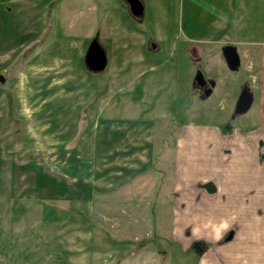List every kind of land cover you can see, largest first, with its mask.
I'll return each instance as SVG.
<instances>
[{
	"label": "rangeland",
	"instance_id": "374dc122",
	"mask_svg": "<svg viewBox=\"0 0 264 264\" xmlns=\"http://www.w3.org/2000/svg\"><path fill=\"white\" fill-rule=\"evenodd\" d=\"M113 1L0 2V264H232L230 189L199 197L226 175L216 157L231 161L232 134L247 127V111L235 113L245 45L237 69L223 46L264 35L254 19L264 8L144 0L133 19ZM94 23L108 28L101 71L85 63ZM130 25L142 61L121 77L115 27ZM196 31L206 39L191 40ZM198 73L214 82L209 94ZM209 219L229 221L222 240Z\"/></svg>",
	"mask_w": 264,
	"mask_h": 264
},
{
	"label": "crops",
	"instance_id": "0c3cea01",
	"mask_svg": "<svg viewBox=\"0 0 264 264\" xmlns=\"http://www.w3.org/2000/svg\"><path fill=\"white\" fill-rule=\"evenodd\" d=\"M230 1L233 2L235 0ZM237 1L242 2V0ZM113 2L118 4V7L121 6L119 0H114ZM142 2L144 9H146L144 0ZM86 3L93 7H96L97 3H102L105 6L109 3V0H86ZM256 3L260 4L259 8H264V0H246L245 6L249 10L254 9ZM127 7L128 13L124 10V14L128 15V18L137 19L138 17L132 15L128 4ZM255 18L264 19V11L259 12L257 16H254ZM104 21L106 22V19ZM104 21L101 25L104 24ZM221 23L223 28H227L226 21L221 20ZM97 25L96 23L93 25V27L95 26L93 33L97 32L95 40L104 48L107 66H109L111 60L104 45V40L107 38L108 33L103 34V31H107L108 28L101 27L97 31ZM223 28H221V31ZM224 32L226 34L227 31ZM241 34L236 33L237 37L232 39L236 41H225V44L235 46L238 52L239 43L245 45L243 56L246 58L249 74L246 85L253 94L252 105L247 111V127L245 130L236 129L232 134L234 143L232 145L231 161L221 160L219 156L216 157L215 165L226 170V175L216 181L215 187L208 188V193L201 192L199 201L202 199L211 200L213 194H219L222 190H226L227 186L230 189L229 207L233 218L237 219L238 223V227L235 228V233L232 235L233 239L231 238L232 241L236 240L239 244L237 249L234 246L231 248L232 264H264V35L248 33L247 37H243ZM115 36L116 38L118 36L117 39L119 41L118 52L114 54L117 59V74L122 77L130 69H135L137 63L142 61V54L136 50L140 47L133 44L136 36L141 37L142 34L136 26L130 25V27L123 30L115 27ZM126 38H130L132 41L125 40ZM212 38L225 40L217 36ZM190 39L198 42L206 38H204L203 34L196 31L194 35L190 36ZM151 42L154 43L155 48L159 47V44L154 39H151ZM234 42H237L238 45ZM196 51L198 52V49ZM138 56L140 57L137 60ZM198 212V210L195 212L196 216L200 217L197 214ZM210 214L214 215L215 211L210 212ZM175 232L177 233L178 231L175 230ZM187 232L191 231L186 230ZM177 239L175 240L177 241ZM182 244L185 245V243Z\"/></svg>",
	"mask_w": 264,
	"mask_h": 264
},
{
	"label": "water",
	"instance_id": "95a60500",
	"mask_svg": "<svg viewBox=\"0 0 264 264\" xmlns=\"http://www.w3.org/2000/svg\"><path fill=\"white\" fill-rule=\"evenodd\" d=\"M129 5V9L133 16L142 17L144 14V5L142 0H125ZM223 52L228 66L231 69H237L240 65V56L235 46L230 44L223 47ZM85 63L87 67L92 71L104 70L107 66V57L104 48L97 40H94L89 46L85 54ZM6 78L3 74H0V82L4 83ZM195 83L200 87H205L208 84L205 76L202 73H198L195 78ZM210 87L205 89V93L211 92V87L214 86V82L209 81ZM253 102V94L250 88L245 85L241 90L239 97L235 105V113L240 114L249 110Z\"/></svg>",
	"mask_w": 264,
	"mask_h": 264
},
{
	"label": "clouds",
	"instance_id": "9594fccd",
	"mask_svg": "<svg viewBox=\"0 0 264 264\" xmlns=\"http://www.w3.org/2000/svg\"><path fill=\"white\" fill-rule=\"evenodd\" d=\"M211 227V235L214 236L217 240H222L226 232L230 229L231 225L229 221L221 219L219 222L209 219L205 224L204 227ZM193 232L197 235V238L203 239L204 235L200 231V225H197Z\"/></svg>",
	"mask_w": 264,
	"mask_h": 264
},
{
	"label": "flooded vegetation",
	"instance_id": "af4514ba",
	"mask_svg": "<svg viewBox=\"0 0 264 264\" xmlns=\"http://www.w3.org/2000/svg\"><path fill=\"white\" fill-rule=\"evenodd\" d=\"M225 46H226V44H225ZM224 47V46H223ZM210 87V84H209V82H208V84L205 86V87H201V89H202V91L204 92L205 91V89H207V88H209Z\"/></svg>",
	"mask_w": 264,
	"mask_h": 264
},
{
	"label": "trees",
	"instance_id": "16d2710c",
	"mask_svg": "<svg viewBox=\"0 0 264 264\" xmlns=\"http://www.w3.org/2000/svg\"><path fill=\"white\" fill-rule=\"evenodd\" d=\"M2 1H4V0H0V2H2Z\"/></svg>",
	"mask_w": 264,
	"mask_h": 264
}]
</instances>
